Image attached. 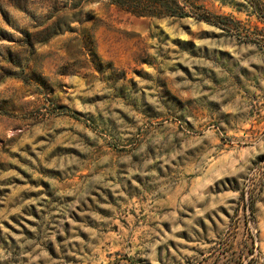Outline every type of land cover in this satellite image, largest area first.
<instances>
[{
	"label": "rangeland",
	"instance_id": "obj_1",
	"mask_svg": "<svg viewBox=\"0 0 264 264\" xmlns=\"http://www.w3.org/2000/svg\"><path fill=\"white\" fill-rule=\"evenodd\" d=\"M191 2L0 0V264H264V11Z\"/></svg>",
	"mask_w": 264,
	"mask_h": 264
},
{
	"label": "trees",
	"instance_id": "obj_2",
	"mask_svg": "<svg viewBox=\"0 0 264 264\" xmlns=\"http://www.w3.org/2000/svg\"><path fill=\"white\" fill-rule=\"evenodd\" d=\"M256 12L264 11L260 0H248ZM120 8L144 18L176 17L195 18L216 27H223V16H216L202 6H196L191 0H112Z\"/></svg>",
	"mask_w": 264,
	"mask_h": 264
}]
</instances>
